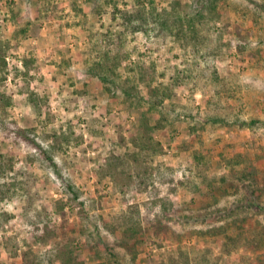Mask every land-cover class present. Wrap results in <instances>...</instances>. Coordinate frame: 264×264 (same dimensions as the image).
I'll list each match as a JSON object with an SVG mask.
<instances>
[{
  "label": "rangeland",
  "instance_id": "1",
  "mask_svg": "<svg viewBox=\"0 0 264 264\" xmlns=\"http://www.w3.org/2000/svg\"><path fill=\"white\" fill-rule=\"evenodd\" d=\"M179 1L184 11L201 3ZM171 2L154 0L167 8ZM113 4L0 0V93L12 101L0 123V159L12 168L0 184L24 171L37 192L30 207L16 188L0 199V264H61L67 255L84 264H114V255L124 264H264V0H222L212 23L226 42L216 69L238 89L219 94L211 84L185 81L153 109L148 87L171 81L184 67V50L171 37L129 32V56L112 79L134 90L128 98L121 88L107 91L87 71L101 60L90 33L118 30ZM24 56L34 59L26 75ZM25 87L47 100L40 114ZM161 116L150 131L161 151L148 161V185L135 180L117 190L105 173L109 158L133 151L130 137L141 121L154 126ZM16 125L35 131L38 145L21 140ZM53 132L69 136L59 150L46 136ZM196 152L216 177L211 183L196 178ZM64 179L77 199L66 196ZM130 206L139 209L135 250L103 224Z\"/></svg>",
  "mask_w": 264,
  "mask_h": 264
},
{
  "label": "trees",
  "instance_id": "2",
  "mask_svg": "<svg viewBox=\"0 0 264 264\" xmlns=\"http://www.w3.org/2000/svg\"><path fill=\"white\" fill-rule=\"evenodd\" d=\"M106 1L114 3L111 19L117 21L119 27L115 33L107 29L99 37H97L99 34L95 32L90 33V37L95 38L92 49L99 53L101 60L95 61L92 66L88 67L87 72L98 76L104 82L103 86L107 91L111 92L121 88L127 98L131 97L133 87L127 88L121 82L113 84L115 78L112 79V75L114 77L119 62L129 56V52L124 46L126 34L139 30L146 34L152 31L163 39L171 37L179 42L184 50L182 63L184 67H177L175 73L171 75V81L168 83L160 82L154 87H148V96L152 101L150 109H153L154 105L163 104L166 98L172 97L175 88L181 86L182 82L185 81H191L195 87L211 84L219 94L238 89V85L233 79L220 76L215 65V59L221 54L224 45H226V42L222 40V34H215L212 25L214 21L221 17L220 4L222 0H201L200 5L195 10L185 11L182 10L179 0H173L169 8L166 6L159 7L154 3V0H133L132 8L124 7L123 9L118 7L117 0ZM19 32L25 34L26 28L19 30ZM33 60V58L27 56L23 57L25 75L28 74ZM22 91L28 93L26 101L40 114L41 106L47 100L38 92L29 90L26 87ZM11 102V98L4 93H0V123L2 125H4L2 118L7 115L6 106L11 105ZM163 119L164 116L159 117L154 126L149 125L146 119L142 120L141 127L143 131L141 130L130 137L131 143L135 147L134 150L121 156L112 154L109 158V165L106 167L105 173L113 179L117 190L125 192L131 186V182L135 180H139L144 187L148 185V161H151L161 151L160 142L151 136L150 131L155 126L162 125ZM15 132L21 140L37 144L33 136L35 131H32V129L16 125ZM46 136L53 139L51 147L54 150L62 148L63 143L67 142L69 138L64 132L60 134L53 132ZM38 148L41 155L43 154L49 158V150L47 151L42 146ZM195 156L196 178L202 183H211L216 177L209 174L208 162H205L203 156L197 152ZM7 168H12L11 161L0 159V176L6 172ZM20 177L18 179L15 176L9 184H0V199L16 188L25 196L27 206L30 207L37 197V192L33 191L35 180L32 175L24 171L20 172ZM63 189L69 199L75 200L78 198L79 193L72 181L64 179ZM63 209L64 203L58 201L57 210L63 213ZM138 214L139 209L137 206H130L127 211L119 212L110 220L103 221L104 226L110 232L115 235H118V232L121 233L123 241L131 250H135L136 234L140 228ZM3 216L5 214L1 213L0 224L5 219ZM262 241L264 242V238H262ZM225 250H229V248L226 247ZM132 253L135 257V251H132ZM114 257V264H124L117 256L114 255ZM32 260L28 262H32ZM61 264L84 263L77 261L71 255H67L62 259Z\"/></svg>",
  "mask_w": 264,
  "mask_h": 264
}]
</instances>
